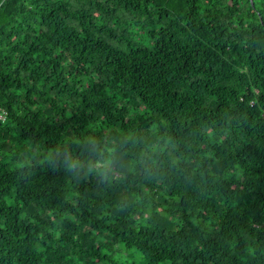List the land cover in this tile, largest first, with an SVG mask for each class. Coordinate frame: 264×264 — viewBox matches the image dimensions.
Returning <instances> with one entry per match:
<instances>
[{
  "label": "trees",
  "instance_id": "1",
  "mask_svg": "<svg viewBox=\"0 0 264 264\" xmlns=\"http://www.w3.org/2000/svg\"><path fill=\"white\" fill-rule=\"evenodd\" d=\"M0 264H264V0H0Z\"/></svg>",
  "mask_w": 264,
  "mask_h": 264
},
{
  "label": "built area",
  "instance_id": "2",
  "mask_svg": "<svg viewBox=\"0 0 264 264\" xmlns=\"http://www.w3.org/2000/svg\"><path fill=\"white\" fill-rule=\"evenodd\" d=\"M3 114H4V113H3L2 111H0V117H3Z\"/></svg>",
  "mask_w": 264,
  "mask_h": 264
}]
</instances>
